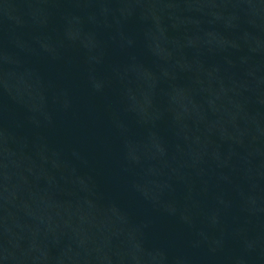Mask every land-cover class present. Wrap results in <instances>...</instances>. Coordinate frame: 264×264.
Masks as SVG:
<instances>
[{"label": "water", "instance_id": "water-1", "mask_svg": "<svg viewBox=\"0 0 264 264\" xmlns=\"http://www.w3.org/2000/svg\"><path fill=\"white\" fill-rule=\"evenodd\" d=\"M0 264H264V0H0Z\"/></svg>", "mask_w": 264, "mask_h": 264}]
</instances>
